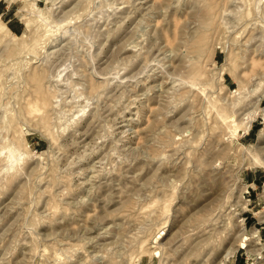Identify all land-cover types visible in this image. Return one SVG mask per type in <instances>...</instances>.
I'll return each mask as SVG.
<instances>
[{
    "label": "rangeland",
    "instance_id": "1",
    "mask_svg": "<svg viewBox=\"0 0 264 264\" xmlns=\"http://www.w3.org/2000/svg\"><path fill=\"white\" fill-rule=\"evenodd\" d=\"M263 128L264 0H0V264H264Z\"/></svg>",
    "mask_w": 264,
    "mask_h": 264
},
{
    "label": "bare ground",
    "instance_id": "2",
    "mask_svg": "<svg viewBox=\"0 0 264 264\" xmlns=\"http://www.w3.org/2000/svg\"><path fill=\"white\" fill-rule=\"evenodd\" d=\"M208 6H209V5H208ZM204 10H205V9H204ZM210 10H211V9H210ZM206 12H207V11H206ZM207 13H209V12H207ZM205 16H206V15H205ZM253 30H254V29H253ZM241 33H242V32H241ZM246 44H247V43H246ZM253 51H254V50H253ZM242 62H243V61H242ZM257 62H260L259 59H255V58H253V57H248V58L245 59V63H246L247 65L249 64V65L251 66V68H252L254 65H256ZM245 63H244V64H245ZM249 65H248V67H249ZM243 66H244V65H243ZM248 67H247V68H248ZM245 68H246V67H245ZM249 68H250V67H249ZM243 69H244V68H243ZM227 70H228V68H227V69H226V68H222V69H221V72H220V74H219L221 78H223V74H224L225 72H227ZM251 71H252V69H251ZM244 72H246L245 69H244ZM248 72H250V70H249ZM35 73H36V72H35ZM33 74H34V73H33ZM37 74H38V73H37ZM32 76H33V75H32ZM32 76H31V77H32ZM31 77H30V78H31ZM36 77L39 78V75L37 76V75L34 74V77H33V78L37 79ZM35 79H34V80H35ZM39 79H40V78H39ZM39 79H38V80H39ZM34 80H33V81H34ZM33 81H32V82H33ZM35 82H36V81H35ZM37 82H38V81H37ZM39 82H40V81H39ZM33 83H34V82H33ZM35 86H36V85H35ZM41 86H42V85H41ZM32 87H33V85H32ZM38 87H39V85H38L37 87H35V88H38ZM40 88H41V87H40ZM33 90L35 91V89H33ZM37 90H38V89H37ZM174 90H175V89H174ZM41 91H44V90L41 89ZM36 92H40V90H39V91H36ZM38 94H39V93H38ZM36 96H37V95H36ZM35 99H36V97H35ZM51 99H52V98H51ZM36 100H37V101H36ZM36 100H35V101L38 102V104L41 102L40 105H42L43 110H44V109H48V108H45V107H50L49 105H51V104H50V103H51V102H50L51 100L49 101V99H48L46 96H44L43 94H42V95L40 94V95L38 96V99H36ZM38 100H39V101H38ZM114 102H115V101H114ZM34 103H35V102H34ZM38 104H37V107L39 106ZM29 105H31V104H29ZM29 105H28V106H29ZM64 105H65V104H64ZM32 106H34V105H32ZM32 106H31V107H32ZM29 107H30V106H29ZM31 107H30V108H31ZM42 107L40 106L39 108L42 109ZM30 108H29V110H30ZM37 109H38V108H37ZM37 109H36V110H37ZM31 110H33V109H31ZM36 110H35V111H36ZM43 110H42V111H43ZM48 110H49V109H48ZM37 111H39V110H37ZM73 111H74V110H73ZM40 112H41V111H40ZM34 114H35V112H34ZM246 115H247V116H245V118H243V119L246 120L245 122L243 121V124H245V132L250 128V126H251V122H252V119H253L252 116L249 115V113H247ZM131 121H132V120H131ZM232 121H233V120H232ZM232 123L235 124V121H233ZM238 125H240V123H239ZM234 130H236V129H234ZM234 130H233V131H234ZM263 137H264V128H263V129H260V131H259V133H258V138L261 139V138H263ZM114 148H115V147H114ZM85 243H86V242H85Z\"/></svg>",
    "mask_w": 264,
    "mask_h": 264
}]
</instances>
